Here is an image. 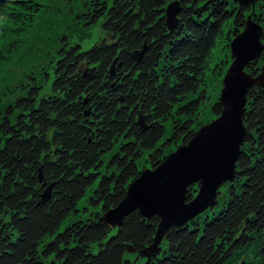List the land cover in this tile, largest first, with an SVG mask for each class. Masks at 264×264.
<instances>
[{"label": "trees", "instance_id": "1", "mask_svg": "<svg viewBox=\"0 0 264 264\" xmlns=\"http://www.w3.org/2000/svg\"><path fill=\"white\" fill-rule=\"evenodd\" d=\"M171 1L179 11L169 30L164 12ZM252 10L263 32L264 0ZM37 12L34 0L0 4V19L18 26L15 35ZM249 13L235 0L89 3L85 21L98 23L104 36L86 49L62 45L48 89L30 84L0 117V264H264V85L245 92L235 175L211 208L167 227L157 251L134 262L131 254L152 241L158 216L133 210L118 226L103 219L141 170L197 130L211 49L220 38L227 51ZM259 64L244 71L254 75ZM219 111L220 103L210 102L212 117ZM94 182L92 207H82L88 214L57 231L80 211L77 201ZM197 190V183L187 186L185 202Z\"/></svg>", "mask_w": 264, "mask_h": 264}, {"label": "water", "instance_id": "2", "mask_svg": "<svg viewBox=\"0 0 264 264\" xmlns=\"http://www.w3.org/2000/svg\"><path fill=\"white\" fill-rule=\"evenodd\" d=\"M5 0H0V3ZM241 5L253 6L255 0H235ZM179 6L171 1L165 7V25L172 30ZM252 11V9H251ZM262 27L249 16L243 21L242 31L228 44L232 58L223 78L218 95V115L200 126L192 137L177 146L153 168H144L129 183L122 199L103 213V219L118 226L124 215L137 210L142 217L157 215L159 220L152 241L137 250L135 258L148 259L158 249L164 230L180 226L215 204L219 186L231 182L235 175V162L243 143L245 126L242 115L245 92L251 87L264 85V60L254 75L244 71L251 61L261 54ZM138 123L141 125V121ZM198 184L195 196L185 202L186 187ZM43 191L40 202L48 197ZM264 193V189H263ZM126 250L132 252L131 247Z\"/></svg>", "mask_w": 264, "mask_h": 264}, {"label": "rangeland", "instance_id": "3", "mask_svg": "<svg viewBox=\"0 0 264 264\" xmlns=\"http://www.w3.org/2000/svg\"><path fill=\"white\" fill-rule=\"evenodd\" d=\"M34 1L38 3V12L32 16L29 25L24 24L19 34L13 33L18 26H10L9 23L0 19V117L3 116L6 105L15 97L24 94L30 84L38 83L43 86L44 91L48 89L51 68L57 58V50L62 45L76 44L80 46V49H86L104 36L98 23L89 24L85 21L89 12V3L92 0ZM257 1H254L253 6L250 7V13L245 15L244 20L247 16L253 19L251 9L255 7ZM231 39L226 41L227 47ZM261 43L264 47V43L262 41ZM222 45L221 39L217 38L215 46L211 49L209 68L205 71L208 101L199 107L198 128L214 119L209 112V105L212 101L218 102L222 78L232 61L229 48L226 51ZM261 54L263 55L261 60L259 58L256 60L260 61L257 68L264 60V48ZM221 61L223 65L220 69L215 67L216 71H220L212 72L215 64H220ZM45 74L48 75L47 81L44 78ZM224 183L218 189L222 190ZM94 186L95 182L89 185L78 199L76 208L80 211L66 217L57 231H61L71 219L85 217L88 214V211L82 210V207H92L87 203V198ZM135 256V254L129 256L133 262L142 258H135Z\"/></svg>", "mask_w": 264, "mask_h": 264}, {"label": "flooded vegetation", "instance_id": "4", "mask_svg": "<svg viewBox=\"0 0 264 264\" xmlns=\"http://www.w3.org/2000/svg\"><path fill=\"white\" fill-rule=\"evenodd\" d=\"M245 223V222H244ZM241 230H243V229H241ZM233 247V246H232ZM231 255H233V253H232V249H231Z\"/></svg>", "mask_w": 264, "mask_h": 264}]
</instances>
